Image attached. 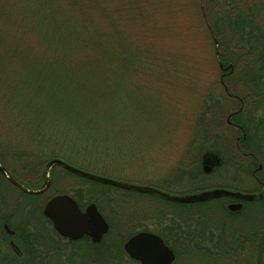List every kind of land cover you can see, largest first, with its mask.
<instances>
[{"label": "trees", "instance_id": "trees-1", "mask_svg": "<svg viewBox=\"0 0 264 264\" xmlns=\"http://www.w3.org/2000/svg\"><path fill=\"white\" fill-rule=\"evenodd\" d=\"M155 1L151 3L156 6ZM177 4L194 9L190 25L197 34L203 35L204 44L211 48L212 54L206 61L198 60V67L204 70V65H209L211 76L219 75L223 65L227 73L223 83L217 76L218 80H212L210 86L196 92L199 98L192 103L189 122L185 124L190 131L183 148H177L170 156L177 157L172 168H186L185 159L196 158L197 146L204 141L215 144L216 152L206 151L208 155L239 156L232 146L234 132L222 120L230 110L238 108V102L229 93L242 97L244 102L243 108L233 115V121L241 123L247 134L241 142L248 147L253 140L252 153L264 163V137L260 143L256 140L257 132L264 126V116L257 118L258 121L250 117L258 103H264V0H159L157 7H151L150 11L154 17H160L156 12L166 11L172 18L171 9L176 14ZM142 7L140 10L145 14L148 10ZM116 11L120 14L117 21L122 22L124 17L141 19L136 9L128 10L125 0L118 3L113 0H0V137L17 145L8 151L11 157L8 161L14 162L25 174L41 168L40 164L51 158L75 166V161L65 154L69 148L77 152L76 142L81 138L78 134L87 135L85 131L98 134L97 141L92 133L85 137L90 144L99 143L106 149L109 142L101 141L99 133H106L102 127L107 126L108 120L112 123L109 111L114 107L123 111L130 98L137 104L133 85L127 90L123 87L129 79L125 67L119 75L110 73L116 61L122 63L123 56L130 55L124 51L111 52V45L106 44L110 40L116 42L111 35L113 29L117 32L118 22L111 14ZM99 15L100 20L94 19L93 16ZM36 38L44 39L41 42L44 46ZM60 40L64 41L59 43ZM49 47L59 48L61 54L54 51L55 57L48 59L43 49ZM129 51L134 54L133 62L140 65H157L167 60L145 56L133 47ZM107 53L111 57L105 59ZM181 54L178 57H188ZM169 60L173 63L178 59ZM180 62L185 70L184 63ZM59 64L69 67L76 64L78 74L74 76L69 69H58ZM97 70L104 71L105 79L92 86L90 81L103 77ZM186 76L190 75L186 73ZM111 80L115 83L110 84ZM57 142L64 145L58 146ZM1 148L0 143V163L15 176ZM73 157L78 159L76 154ZM104 158L101 155V161ZM79 161L75 167L89 171V160ZM61 171L69 175L66 170ZM60 174L52 177V184L55 180V184L62 182V178L66 180ZM78 180L81 183L72 192H55L58 188L52 185L44 195H27L0 175V264H89L88 256L99 264H124L128 258L124 243L138 232H151L143 224L150 220L159 225L152 233L159 235L173 250L176 256L173 264H264V197L243 202L239 212L230 213L225 208V202L230 200L227 197L183 204L152 194L116 190L85 178ZM86 182L92 186L87 191L83 189ZM25 183L29 187L34 184ZM55 194L70 195L82 210L91 203L96 205L109 224L108 232L99 243L91 242L87 236L78 241L59 237L42 213L47 197ZM177 204L187 209L176 211ZM5 223L15 231V243L22 250L20 257L10 251ZM186 253L195 256L183 262L181 258Z\"/></svg>", "mask_w": 264, "mask_h": 264}, {"label": "rangeland", "instance_id": "rangeland-1", "mask_svg": "<svg viewBox=\"0 0 264 264\" xmlns=\"http://www.w3.org/2000/svg\"><path fill=\"white\" fill-rule=\"evenodd\" d=\"M113 1L114 3L119 2V0ZM125 1L128 2V10L131 11L132 9H136V11L141 14V19L138 20L133 17H124L125 20H122L121 22L117 21V17L120 16L117 11L115 12L116 14L114 12L111 13L116 16L115 20L118 22V33L113 29L111 35L113 39L121 45H118L116 42L112 43L111 40L106 44L111 45V52L124 51L130 54L123 56V60H121L122 63L116 61L111 68L112 71H110V73H112V75H119L124 69L123 66L125 67L126 77L129 79L126 80L123 87L127 90L133 85L132 93H136L138 96L137 104L131 102L133 98H130V100H126V107L123 111H118V108L116 107L109 111V119L112 123L110 124L108 120L107 126L102 127L106 128V133H99L101 141L109 142L106 149V146L102 147L99 143L90 144L85 137L89 133H92L96 135L94 141H97L98 134L84 130L87 135L78 134L81 138L76 142V146L78 147L77 152L72 148H69V152H66L65 156L72 161H75L74 163L76 164H72L77 167L78 162H80L79 160L82 162L84 161V163L86 160H89L88 164L91 166L87 168L89 170L88 172L103 177L138 185H151L171 194H186L189 193V190L192 191L193 189L201 188L210 182L192 183L188 181L186 177L180 179L181 181L179 182L175 181V177L173 176H176L177 170L172 167L174 161L177 160V157L172 159L170 156L177 148H183L184 143L186 142V136H188V131L190 130L185 124L189 122L191 114H189L188 111H192V103L195 99L198 100L199 98V96L196 95V92L199 89L210 86L209 83H212V80H218L221 72L217 70L219 75L211 74L210 76V72L208 71L209 65H204L206 66V69L204 68V70L198 67L200 64L198 63V60L206 61V58L209 57L212 52H210V46L208 47V44H204L206 41L203 38V35H199L200 33L197 34L190 25L194 9L184 5L178 7L177 4L176 14H173L174 10L171 9L172 18L166 13V11L156 12L160 17L157 15L154 17L152 16L153 14L150 9L151 7H157V2H159V0L155 1L156 6L154 3H151V0H143V2L142 0ZM142 5L148 10L145 14L140 10ZM93 17L96 20L102 18L100 15ZM175 28L176 32L174 33L173 29ZM36 39L37 42L43 45L42 43L44 42V39ZM62 41L64 40H60L59 43ZM131 47L143 51L145 56L146 54H149L155 57V59L167 58V60H161L159 61L160 64L157 65H146L144 63L140 65V62H133L134 54L132 56V53L129 51V48ZM43 50V55L47 56L48 59L55 57L54 51L55 54H61L59 48L53 49L52 47H49L48 50ZM82 53L83 52L81 51V54ZM180 54L190 58L186 57L182 59L178 57ZM84 55L86 54L84 53ZM106 56L111 57V54L107 53L104 55L105 59L107 58ZM174 57L178 60L172 63L169 59ZM180 61L184 63L185 70L180 67ZM101 63H103V61H101ZM57 66L58 69H69L74 76H76V73L78 74V67L76 64L74 67H69L65 64H59ZM167 67L174 72L168 71ZM185 72L190 76H186ZM96 73L102 75L104 71L97 70ZM104 79L103 76L97 80L90 81V84L92 86L95 84L98 85ZM113 83H115V81L111 80L110 84ZM96 101L99 103L100 99H97ZM105 105L108 106L107 103H105ZM255 110L256 112L253 113V115H250V117L252 120L258 121L257 118L264 116V103H258V108ZM245 118H247V115ZM79 120L80 119H78V121ZM91 122L94 123V121ZM46 129L49 130V128ZM184 134L185 136H183ZM261 137H264V126L261 127L256 134V140H258L259 143L263 139ZM0 141L2 146L1 149L7 159L6 161H8L10 160L9 158H11L8 151H10L11 147L16 148L17 145L13 144V142L10 143L9 141H4L2 136L0 137ZM213 143L214 141H204L201 146L199 143L196 150L197 157L203 152L209 150L216 152V148L213 146L215 144ZM57 145L62 147L64 143L61 144V142H57ZM71 146L72 143L69 144V147ZM62 151L65 153L64 149ZM75 154L78 155L77 160H74L73 156H75ZM101 155L106 156L103 161L100 159ZM8 162L7 166L12 170V173L15 174L14 177L25 182H33L34 184L41 182L42 169L45 162L40 164L41 168H36L34 169V172L29 174H25L18 167H15V164H13L14 162ZM61 170H63L61 167L56 166L51 171L54 175H52V177L58 176L61 173L60 175L66 178V180H63L62 178V182L57 184H55L56 180L53 182V188H58L55 192H58L59 190L72 192L74 188L78 189V184L81 183L78 179L84 178L80 176L78 178V176H75L70 172H68L69 175L64 174ZM38 175L39 177L37 178ZM176 180H179L178 176H176ZM90 184L91 183L89 182L83 184V189H86L85 191L90 189L92 187ZM55 185L62 186L56 187ZM235 185L242 189H253L256 186L254 181L247 176L241 183ZM112 188L121 190L117 187ZM119 192L120 191H116V194H120ZM175 209L178 211L187 208L181 207L180 204H177ZM143 224H145L147 229L151 232L159 227L155 221L151 220L144 221ZM171 243H173V240ZM174 245L175 248H178L176 243ZM6 251L8 252V249H6ZM92 255L94 256V254ZM193 256L195 255L186 253L181 260L183 262H189ZM128 258L124 259L126 260L124 261V264H139L137 261H129ZM87 259H90V261H88L90 262L89 264H99L90 256H88ZM40 263H44V261H41Z\"/></svg>", "mask_w": 264, "mask_h": 264}, {"label": "water", "instance_id": "water-1", "mask_svg": "<svg viewBox=\"0 0 264 264\" xmlns=\"http://www.w3.org/2000/svg\"><path fill=\"white\" fill-rule=\"evenodd\" d=\"M59 166L76 176L83 177L90 181L117 187L120 189L136 191L145 194H152L170 202L190 204L203 202L220 197H230L240 201H254L264 196V186L258 192H242L226 188H211L187 194H171L160 189L119 181L103 177L75 166L59 159L51 158L44 164L42 172V183L39 187L29 188L13 177L6 167L0 163V174L12 185L22 192L39 195L44 193L50 186V171ZM242 203L228 205L229 210L238 211ZM43 215L50 220L53 228L63 238L72 241L79 240L87 236L91 242L99 243L109 230V224L97 209L94 203L89 204L82 210L76 201L68 194H57L50 198L43 206ZM12 248L19 254L16 246ZM126 255L139 264H173L175 254L173 250L165 244L164 240L157 234L141 231L132 235L123 245Z\"/></svg>", "mask_w": 264, "mask_h": 264}, {"label": "flooded vegetation", "instance_id": "flooded-vegetation-1", "mask_svg": "<svg viewBox=\"0 0 264 264\" xmlns=\"http://www.w3.org/2000/svg\"><path fill=\"white\" fill-rule=\"evenodd\" d=\"M227 95L231 96L233 99H235L238 102V108L235 109V107H234V109H232L230 112L225 114V116L223 117L222 120H223V123L225 125H227L228 127H230V129H232V132H234V136L231 140L232 146L237 150L236 153L239 156H236L234 158H220V157H216L214 155H208V153L203 152L199 157L185 159V162H187L186 168H182L179 166L174 168L177 170L176 176H178V178H179V180H176V176H173V177H175V181L179 182V181H181L180 179L186 177L187 180L192 182V183L193 182H199L200 183V182H205V181L210 182L209 184H207L201 188L193 189L192 191L189 190V193L198 192L201 190H206V189H211V188H226V189L236 190V191L250 190L252 192H257V191L261 190L262 187L264 186V163L260 159V157H258L257 155L252 153L253 149H251V145H253L254 142H253V140H252V142L250 141L249 146L245 147L241 142V141L245 140L246 136H247L245 129L241 123L233 121V115H234L233 113L241 110L244 106L243 99H242V97H237L236 95H231L230 93ZM249 147H250V149H249ZM244 149H247V150H244ZM254 159H255V161H254ZM43 169H44V166H43ZM43 169H42V172H43ZM246 176L254 181V183L256 185L255 188H253V189H242V188H239L235 185L237 183H241ZM16 179L18 181H20L23 185L29 187L28 186L29 183L27 185V183L21 181L20 179H18V178H16ZM52 181L53 180H52V176H51L50 186L48 187V189L44 193L39 194V195H44L52 187ZM41 183H42V178H41V182L35 183V184H33V186H30L29 188L39 187L41 185ZM186 191H188V190H186ZM250 191H242V192H250ZM51 197H47L46 201H48ZM220 198H223V197H220ZM220 198H215V199H220ZM229 199L230 200L225 202V208L230 213L239 212L243 207L244 201L235 200L232 198H229ZM207 201H209V200H207ZM203 202H205V201H203ZM239 202L242 203V207L240 210H238V211L229 210L228 205L233 204V203H239ZM196 203H198V202H196ZM48 221L50 222V220H48ZM51 226L53 228L52 223H51ZM3 227H4V230L6 231L8 238H9L7 242H8L10 251H12V253L15 254L16 256L20 257L22 255V250L15 243V238H14L15 231L13 229H11L6 223L3 225ZM54 231L56 232L55 229H54ZM59 237L62 239H66V241L67 240L72 241L68 238H63L60 235H59ZM75 241H78V240H75ZM11 243H13L12 245L16 246V248L19 251V254H17V252L12 248Z\"/></svg>", "mask_w": 264, "mask_h": 264}, {"label": "bare ground", "instance_id": "bare-ground-1", "mask_svg": "<svg viewBox=\"0 0 264 264\" xmlns=\"http://www.w3.org/2000/svg\"><path fill=\"white\" fill-rule=\"evenodd\" d=\"M220 68H221V74H220V76H219V80H220V82H222L223 83V78H224V75L227 73V67H224L223 65H220ZM231 111V110H230ZM229 111V112H230ZM234 114V113H233ZM258 141V140H257ZM13 187H15L18 191H20V192H22L19 188H17L16 186H14V185H12ZM147 186H151V185H147ZM151 187H154V188H157V189H160V188H158V187H155V186H151ZM160 190H162V189H160ZM162 191H164V190H162ZM260 191V190H259ZM258 192V191H257ZM23 194L25 193V192H22ZM25 194H27V195H30V194H28V193H25ZM264 197V196H263ZM262 197V198H263ZM227 198H230V197H227ZM233 199V198H232ZM261 199V198H260ZM235 200H237V199H235ZM257 200V199H256ZM255 201V200H254ZM244 202H246V201H244ZM248 202V201H247ZM250 202V201H249Z\"/></svg>", "mask_w": 264, "mask_h": 264}]
</instances>
